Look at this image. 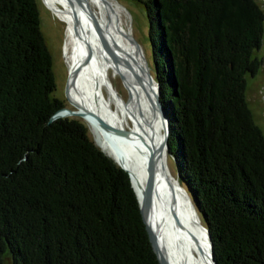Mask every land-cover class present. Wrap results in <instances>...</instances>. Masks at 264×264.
Segmentation results:
<instances>
[{
  "label": "trees",
  "instance_id": "16d2710c",
  "mask_svg": "<svg viewBox=\"0 0 264 264\" xmlns=\"http://www.w3.org/2000/svg\"><path fill=\"white\" fill-rule=\"evenodd\" d=\"M37 0H0V264H159L124 170L83 123L50 120ZM175 177L215 264H264V138L244 96L264 12L253 0H145Z\"/></svg>",
  "mask_w": 264,
  "mask_h": 264
},
{
  "label": "bare ground",
  "instance_id": "6f19581e",
  "mask_svg": "<svg viewBox=\"0 0 264 264\" xmlns=\"http://www.w3.org/2000/svg\"><path fill=\"white\" fill-rule=\"evenodd\" d=\"M43 1L49 4L53 19L63 25L67 91L79 109L74 112L82 113L78 116L84 119L96 146L131 175L139 199L145 173L149 168L152 171L146 216L163 256L169 264H212L199 214L170 170L169 151H160L165 123L155 108L150 68L148 72L139 46L124 25L122 7L110 0H80L81 4L77 0ZM110 72L127 90V102L115 93ZM96 118L123 134L101 128Z\"/></svg>",
  "mask_w": 264,
  "mask_h": 264
},
{
  "label": "rangeland",
  "instance_id": "374dc122",
  "mask_svg": "<svg viewBox=\"0 0 264 264\" xmlns=\"http://www.w3.org/2000/svg\"><path fill=\"white\" fill-rule=\"evenodd\" d=\"M115 1L119 6H121V12L123 16L124 25H126L130 30L131 40H135L139 44V51L143 61L146 64L147 68L152 67L150 64L151 54H150V44L147 40L148 36V27H147V17L144 13L143 2L145 0H110ZM264 12V0H253ZM37 8L39 9L41 23V33L45 38L46 46L48 51L51 53L52 59L51 64L53 68V76L55 77V88L53 96L58 98L59 101L64 105L65 108L72 110H79L77 106H74L71 102L67 101L64 87L66 86L68 80V66L64 62L63 58V32H62V23L53 19V14L51 13V8L43 0H37ZM264 14V13H263ZM129 22V23H128ZM128 24V25H127ZM262 39L260 40V47L255 49L252 54V58H256L259 61V67L257 68V73L250 77L249 74L246 75V90L245 98L247 100L249 111L252 112L254 123L258 125L263 133L264 138V22L262 27ZM148 68V72H149ZM151 74H152V70ZM110 81L113 84L115 93L123 99L125 102L128 101L129 95L127 90L122 86L119 78L114 76L113 72H110ZM126 90V91H125ZM71 91V88H70ZM72 120H77L84 124L86 133H88L89 138L93 141V137L85 123L84 119L78 115H69L64 116ZM131 124V123H129ZM95 144V143H94ZM96 145V144H95ZM100 149V148H99ZM112 159V158H111ZM170 170L173 175L176 173V166L173 163L172 158L169 159ZM198 214V213H197ZM201 220V218H200ZM202 222V221H201ZM9 259H5V264H10Z\"/></svg>",
  "mask_w": 264,
  "mask_h": 264
},
{
  "label": "water",
  "instance_id": "95a60500",
  "mask_svg": "<svg viewBox=\"0 0 264 264\" xmlns=\"http://www.w3.org/2000/svg\"><path fill=\"white\" fill-rule=\"evenodd\" d=\"M78 4H81L80 0H77ZM98 32H99V37L101 38L100 34V30L98 28ZM133 40V39H132ZM101 41H102V38H101ZM137 46H139V44L133 40ZM102 45H103V42H102ZM149 74V80L152 82V84L155 86V92H154V95H155V108L159 111V114L160 116L162 117L161 119L163 120V122L165 123V132L163 133V138H162V145L160 147V151L164 150L163 148H166L167 149V142H168V132H169V123H168V120H167V115L164 111V109L162 108L161 106V101H160V98H159V84L158 82H155L154 78H153V75H150ZM69 80V79H68ZM68 80H67V83H66V86L64 87V92H65V95H66V98L68 99L67 101L71 102V99L69 97V94H68V91H67V87H68ZM72 103V102H71ZM71 113L72 115L74 114H77V115H80L82 114L80 111H76V112H72L71 110H69L68 108H65V107H62L59 111L57 110L54 114L51 115L50 117V120H55V119H60L61 117H64V115L66 113ZM97 119V118H96ZM98 120V123H99V126L103 129H109L110 131H112V133H118V134H123L122 131L118 130V129H113L107 125L105 122H103L102 120L100 121L99 119ZM118 164V163H117ZM119 165V164H118ZM120 166V165H119ZM124 172L126 173V175H128L129 179H130V183H131V188L133 189L132 187V179H131V175H129V173L122 167L120 166ZM151 169L149 168L147 170V172L145 173V183L142 187L143 191H142V197L141 199L138 198L136 192H135V189L134 190V193L136 195V202L138 203L139 205V208H140V215L143 219V222L145 224L144 226V229L147 231V234H148V242L149 244H151L152 246V249L154 251V255L155 257L157 258L159 264H169V261L167 260V258H165V256H163V253L161 251V248L159 246V244H157V238H156V235L153 231L150 230L149 228V223H148V219H147V216H146V212L149 210V206H150V203H149V199L151 197V190H150V185L152 184V177H151ZM139 199V200H138ZM203 231L204 233H206L207 235V238H208V246H210V260H211V263L212 264H215V261L214 259H212V256H213V251H212V246H211V239H210V235L207 231V229H205V227L203 228ZM5 264V262H4Z\"/></svg>",
  "mask_w": 264,
  "mask_h": 264
}]
</instances>
